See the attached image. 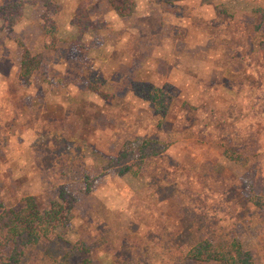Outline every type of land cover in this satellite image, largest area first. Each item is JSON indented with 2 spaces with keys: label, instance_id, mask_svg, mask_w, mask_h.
Masks as SVG:
<instances>
[{
  "label": "rangeland",
  "instance_id": "1",
  "mask_svg": "<svg viewBox=\"0 0 264 264\" xmlns=\"http://www.w3.org/2000/svg\"><path fill=\"white\" fill-rule=\"evenodd\" d=\"M52 1L54 43L43 0L12 30L0 21V211L74 199L71 223L21 264H225L189 255L204 239L264 264V0H137L125 17L108 0ZM24 47L39 60L28 80ZM131 81L168 82L166 114ZM146 137L168 148L137 172L107 167Z\"/></svg>",
  "mask_w": 264,
  "mask_h": 264
},
{
  "label": "trees",
  "instance_id": "2",
  "mask_svg": "<svg viewBox=\"0 0 264 264\" xmlns=\"http://www.w3.org/2000/svg\"><path fill=\"white\" fill-rule=\"evenodd\" d=\"M27 1L13 0L0 4L1 28L12 30L21 22ZM43 1L45 6L43 31L45 36L51 38L54 43L55 38L52 37H56L59 27L51 13L59 11L61 5L55 4L52 0ZM108 1L116 13L122 17L132 15L137 4V0ZM156 1L170 4L178 0ZM73 23L78 27L81 35L87 32V29L92 24L91 17L83 6L77 11L76 16L73 18ZM38 67V56L31 54L29 49L24 47L19 76L23 80H28ZM169 86L168 82L164 86H158L149 81H131L129 84V88L136 95L148 100L161 116L166 114L172 104V94ZM90 89L105 98L108 97V94L99 85L94 84ZM167 148L168 143L162 140L142 138L132 142L129 146H123L117 157L112 158L107 167L114 166L118 174H124L128 171L137 172L142 168L147 157L162 154ZM130 156L132 160L127 161L126 158ZM263 200L264 196L259 195L256 199H253L257 205L262 204ZM73 208L74 199L70 194L62 195L61 200H52L46 208H42L32 195L25 197L22 205L18 208L3 207L0 211V246L10 245L11 250L9 253H4L0 249V264H21L23 254L30 245L38 243L43 238H53L61 227L68 226L71 223L74 218ZM210 247L211 243L209 240H201L191 247L189 255L199 260H209L217 257L225 264H254L251 251L245 250L241 246L236 247L234 252L231 249H227L220 253H215ZM54 264H58V262Z\"/></svg>",
  "mask_w": 264,
  "mask_h": 264
},
{
  "label": "crops",
  "instance_id": "3",
  "mask_svg": "<svg viewBox=\"0 0 264 264\" xmlns=\"http://www.w3.org/2000/svg\"><path fill=\"white\" fill-rule=\"evenodd\" d=\"M137 4H138V2H137Z\"/></svg>",
  "mask_w": 264,
  "mask_h": 264
}]
</instances>
